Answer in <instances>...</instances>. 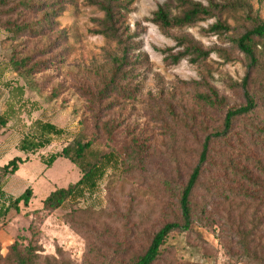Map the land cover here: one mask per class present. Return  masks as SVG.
Listing matches in <instances>:
<instances>
[{"label":"rangeland","instance_id":"1","mask_svg":"<svg viewBox=\"0 0 264 264\" xmlns=\"http://www.w3.org/2000/svg\"><path fill=\"white\" fill-rule=\"evenodd\" d=\"M98 1L0 0V114L7 106L6 83L22 86L26 102L16 103L15 117L0 126V165L15 155L24 160L15 174L3 178L0 172V183L15 196L27 186L33 191L27 206L20 203L18 212L0 220V264H9L4 257L14 242L34 247V264H121L139 255L163 224H182L180 194L205 138L223 129L228 107L244 103L237 85L247 72L253 71L250 92L263 101L264 39L251 68L236 40L264 20V0H210L216 8L209 16L169 29L152 22L166 0H116V38L100 32ZM175 7L169 3L171 14L178 13ZM44 17L49 22L39 32L12 31ZM217 22L227 28L212 30ZM181 38L210 55L171 62L185 48ZM14 57L28 59L27 65L14 70ZM210 89L222 104L207 103ZM100 91L106 92L101 106L89 110L91 94ZM34 119L65 133L25 154L16 146ZM106 121L112 139L95 126ZM81 129L95 134L89 136L105 151L129 147L138 137L145 153L129 157L120 174L108 171L93 196L44 211L42 200L81 174L66 158L46 167L39 156L60 151ZM208 143L189 196V228L172 230L153 264H264V108L237 116Z\"/></svg>","mask_w":264,"mask_h":264},{"label":"trees","instance_id":"2","mask_svg":"<svg viewBox=\"0 0 264 264\" xmlns=\"http://www.w3.org/2000/svg\"><path fill=\"white\" fill-rule=\"evenodd\" d=\"M210 1V0H209ZM116 0H100L96 2L99 8L104 13L102 21L103 29L101 33L110 38H116V31L114 30L115 24V12L113 10V4H116ZM169 3H175L179 11L176 14H171ZM211 8H216L212 1L208 6H204L199 2H193L191 0H166L163 5H160L156 11L152 14V22L158 25L162 29H169L173 27H183L196 22L197 20L209 16L211 14ZM44 21H37L35 23H27L26 25H17L12 28L13 33H19L21 30L39 32V30L45 26L44 22H49L48 17H44ZM43 22V23H42ZM226 25L217 22L212 25V30L219 31L225 30ZM264 39V20L257 22L250 29H247L236 40L238 49L246 55L250 60V68L257 64L256 51L259 47L258 41ZM180 43L185 45L183 51L176 55L170 56L171 62L176 63L178 60L186 56L187 54L193 55L194 60L205 59L211 53V51L204 50L201 46L189 40L188 38H181ZM28 59L11 58L10 65L14 70L19 71L22 66H26ZM35 65H32L35 70ZM253 71L247 72L242 78L241 82L237 85L244 96V103L236 107H228L223 118V129L213 133V135L207 136L202 144L201 152L199 153L197 164L192 169L185 187L183 188L179 197V209L181 217L183 219L182 224L178 222H167L163 224L152 236L148 247L139 255L134 258H130L121 264H153L161 252V246L164 243L168 234L175 229H188L191 223L189 196L194 188L199 174L200 168L205 163L209 148V139L211 136L220 137L226 133L228 129L232 127L233 121L237 116H243L250 111H257V109L264 108L263 101L257 100L255 94L253 95L249 87H251V75ZM3 74V68L0 63V77ZM263 83L258 85V88L262 89L261 93H264ZM264 85V84H263ZM8 88V99L5 110L0 114V126L6 125L16 115L15 104L19 107L25 105L23 100V88L22 86L11 87L10 83H6ZM104 93L98 92L97 94H91L89 110L93 109V106L101 104L102 99L105 97ZM260 93V94H261ZM206 101L210 105H218L223 103V98L218 97V93L214 89H210V94L205 95ZM32 104V103H31ZM108 104V103H106ZM104 104L103 106H106ZM101 106V105H100ZM18 114V113H17ZM96 128H101L106 138L112 139L114 129L112 125L106 121L99 125L95 123ZM65 133V129L58 127L54 123L42 120L34 119L31 121L27 132H25L17 143L16 149L25 154H35L38 150L43 149L54 141L55 138L62 136ZM89 135H95L88 133L87 129L78 131L72 141L64 146L60 151L51 153L44 157L40 155V162L46 167L52 165V163L59 157L66 158L71 164L78 168L80 172L79 179L68 184L66 187H59L52 190L43 200L41 209L44 211H50L58 209L65 205V203L79 202L93 196L99 188V184L106 176L107 172L119 173L121 166L126 165V160L129 157L140 158L145 153V145L139 141L138 137H133L129 141V147L121 146L117 151L100 149L96 145V141ZM21 157L18 155L13 156L11 159L3 165H0V172L3 178H7L16 173L20 164L23 163ZM33 191L31 187L27 186L19 195L15 196L6 192L0 183V220L5 218L7 214L14 210L18 212L20 210L19 204L27 206L31 200ZM20 244L14 242L10 246V251L4 257L9 264H34V247L30 245L27 248L20 247ZM34 254V255H33ZM0 259L1 256H0Z\"/></svg>","mask_w":264,"mask_h":264}]
</instances>
